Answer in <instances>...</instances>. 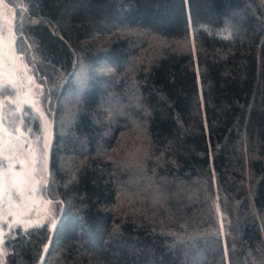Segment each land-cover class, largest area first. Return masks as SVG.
Wrapping results in <instances>:
<instances>
[{"label": "trees", "instance_id": "obj_1", "mask_svg": "<svg viewBox=\"0 0 264 264\" xmlns=\"http://www.w3.org/2000/svg\"><path fill=\"white\" fill-rule=\"evenodd\" d=\"M0 4L54 125L49 213L0 264H37L59 214L42 264H264V0Z\"/></svg>", "mask_w": 264, "mask_h": 264}, {"label": "rangeland", "instance_id": "obj_2", "mask_svg": "<svg viewBox=\"0 0 264 264\" xmlns=\"http://www.w3.org/2000/svg\"><path fill=\"white\" fill-rule=\"evenodd\" d=\"M13 26L12 10L0 4V245L8 227L38 225L49 213L48 200L41 192L49 121L39 102L41 85L24 63ZM23 106L40 116L39 138L28 134L20 118L13 126L8 108L19 111Z\"/></svg>", "mask_w": 264, "mask_h": 264}, {"label": "water", "instance_id": "obj_3", "mask_svg": "<svg viewBox=\"0 0 264 264\" xmlns=\"http://www.w3.org/2000/svg\"><path fill=\"white\" fill-rule=\"evenodd\" d=\"M53 128H54V125H53V118H52L51 122H50V133H49V138H48L47 147H46L45 187H46V185L48 183L49 175H50V169H49V165H50V149H51L52 139H53V131H54ZM59 218H60V214L56 217V219L54 220V222H53V224H52V226L50 228V232H49L48 238H47L46 243H45V245L43 247V250L41 252V255H40V258H39V261H38L37 264H42L43 260L46 257V254L48 252V248L50 246V242H51L54 230H55V228L57 226V223L59 221Z\"/></svg>", "mask_w": 264, "mask_h": 264}, {"label": "snow or ice", "instance_id": "obj_4", "mask_svg": "<svg viewBox=\"0 0 264 264\" xmlns=\"http://www.w3.org/2000/svg\"><path fill=\"white\" fill-rule=\"evenodd\" d=\"M69 99H71V97H70ZM14 186H15V185H14ZM32 187H33V190H34V189H35V185H33ZM17 191H19V192L21 193V195H23V192L20 190L19 187H17Z\"/></svg>", "mask_w": 264, "mask_h": 264}]
</instances>
